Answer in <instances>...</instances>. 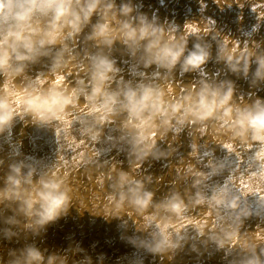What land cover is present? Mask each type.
<instances>
[{"label":"clouds","instance_id":"1","mask_svg":"<svg viewBox=\"0 0 264 264\" xmlns=\"http://www.w3.org/2000/svg\"><path fill=\"white\" fill-rule=\"evenodd\" d=\"M134 12L130 0H122L119 6L116 0H0V77L3 78L0 81V134L9 130L17 117L25 123L54 126L71 111H84L79 108L83 101L86 116L90 117L81 120L83 133L95 142L102 136L104 127L118 122L117 143L127 146L129 161L143 164L149 158L171 155L170 151L157 148V134L159 140H164L174 128L177 131L184 126L192 129L212 122L230 140L259 145L253 155L258 171L241 172L236 180L243 181L246 175L249 181L259 180L264 185V100L257 98L249 103H238L236 85L231 79H203L183 88L178 96H173L154 80L135 86L130 82H116L113 86L119 69L112 57L119 44L145 69L155 65L162 70L156 74L167 81L174 77L177 66L182 73H191L213 59L212 45L205 40L211 35L217 41L215 62L244 79H248L254 62L257 67L251 72L250 84L256 86L264 83L261 45L254 42L239 50L230 46V37L191 21L186 24L196 29L191 33L196 42L189 49L188 35L183 32L177 35L146 14L133 15ZM93 17L97 18L95 22ZM81 37L85 47L77 51ZM42 58L50 60V70L31 79L27 75L29 69ZM72 61H77L83 73L75 84L65 82L60 75ZM60 77L63 79H58ZM3 164L0 160V167ZM210 166L212 174L224 168L223 163L210 162ZM187 173L194 178L192 187L196 189L187 200L176 190L155 200V192L147 187L151 176L136 179L122 169L110 177L111 191L107 199L117 209L130 206L150 225L156 226L157 232L151 241L141 242L155 254L173 253L178 249L181 233L170 230L171 221L181 219L192 204H208L217 214H222V208L228 210L227 215L222 214L223 222L216 230L205 234L203 225L196 230L206 237V242H214L218 248L233 247L244 219L251 215L248 205L242 206L240 197L230 196L226 189H214L210 197L206 196L204 182L209 174L192 167ZM34 177L36 169L24 162L9 164L0 177L3 181L0 209L12 213L3 218L6 227L2 232L9 240L21 233L41 236L49 225L67 216L72 207L67 179L58 176L54 167ZM259 246L251 241L241 244L239 249L245 256L238 264H264V247ZM9 255L11 259L7 264H69L66 255H46L35 244L12 250ZM79 264H91V260L88 258Z\"/></svg>","mask_w":264,"mask_h":264},{"label":"bare ground","instance_id":"2","mask_svg":"<svg viewBox=\"0 0 264 264\" xmlns=\"http://www.w3.org/2000/svg\"><path fill=\"white\" fill-rule=\"evenodd\" d=\"M122 0H116L117 5ZM129 2V0H123ZM135 9L133 15L146 14L151 20L172 29L177 35H188V48L196 42L189 32L191 21L199 22L201 28L212 27L222 35L230 37V46L243 50L254 42L264 50V0H130ZM97 18L93 17V22ZM87 31V30H86ZM205 40L212 45L213 59L202 69L191 73H182L177 66L174 77L167 81L156 73L162 72L155 65L145 69L135 59L123 51L117 44L112 53L119 71L113 81L130 82L133 86L146 80L161 84L173 96H178L185 87L194 86L203 79H231L235 82V98L238 103H249L257 98L264 100V83L256 86L250 84L251 72L257 65L253 62L248 79L229 73L222 63L215 62L217 41L211 35ZM85 45L83 38L77 43V51ZM92 51H95L92 49ZM86 63V61H84ZM50 60L42 58L41 62L31 66L27 75L35 79L38 75L50 70ZM65 82H72L78 76L77 61H72L61 74ZM0 77V81H2ZM79 109L71 111L62 121L54 126L25 123L19 117L12 127L0 134V177L8 170V165L24 162L36 169V177L54 167L58 176L67 179L71 189L72 207L67 216L48 226L41 236L21 233L19 237L8 239V246L0 236V264H7L11 259L9 253L19 250L28 244H35L45 254L59 253L66 255L69 264H79L88 258L91 264H238L245 253L239 249L246 241L264 247V185L259 180H236L241 172L258 171L257 162L253 159L259 149L255 142L247 145L217 130V126L208 122L190 129L181 127L170 131L164 140L156 135L157 148L170 151L166 158H149L143 164L129 161L127 146L117 143L120 135L116 123H109L103 129L102 136L95 142L82 131V119L87 109L81 101ZM29 119V118H25ZM55 123V122H54ZM225 145L232 147L226 148ZM212 164H224V168L212 174ZM192 167L208 175L204 182L206 196L210 197L214 189H226L229 195L239 196L241 204L248 205L251 215L244 223L233 243V247L218 248L214 242H206V237L198 234L200 225L204 232L216 230L223 222L222 214L208 204H192L181 219L173 218L171 231L180 232L181 243L173 253L155 254L144 246L157 232L155 225H150L144 216L133 208L124 205L117 209L107 199L110 189V177L122 169L136 179L151 176L147 185L155 192V200L163 198L169 191L181 192L187 200L195 194L191 174L187 169ZM26 167L24 171L26 172ZM34 177V178H36ZM3 181L0 180V186ZM239 184V187H237ZM253 188L254 191H248ZM12 213L0 209V233L6 227L3 218ZM119 216V217H113ZM147 229L146 231H142ZM175 238V234H174ZM259 247L257 252L259 253ZM75 250V251H74ZM264 258V257H262Z\"/></svg>","mask_w":264,"mask_h":264},{"label":"snow or ice","instance_id":"3","mask_svg":"<svg viewBox=\"0 0 264 264\" xmlns=\"http://www.w3.org/2000/svg\"><path fill=\"white\" fill-rule=\"evenodd\" d=\"M195 31H196V29L194 27H191V26L189 27L190 33L195 32ZM58 79H63V77H60ZM225 147L230 149L232 146L231 145H225Z\"/></svg>","mask_w":264,"mask_h":264},{"label":"rangeland","instance_id":"4","mask_svg":"<svg viewBox=\"0 0 264 264\" xmlns=\"http://www.w3.org/2000/svg\"><path fill=\"white\" fill-rule=\"evenodd\" d=\"M0 236L3 238L4 243L7 244V246H8L9 240L4 236L3 232L0 233Z\"/></svg>","mask_w":264,"mask_h":264}]
</instances>
